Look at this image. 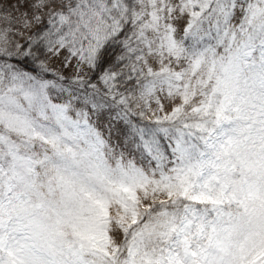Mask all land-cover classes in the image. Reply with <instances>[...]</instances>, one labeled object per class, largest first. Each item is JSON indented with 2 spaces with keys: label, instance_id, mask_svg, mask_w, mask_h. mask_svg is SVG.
Returning <instances> with one entry per match:
<instances>
[{
  "label": "snow or ice",
  "instance_id": "6c2138e0",
  "mask_svg": "<svg viewBox=\"0 0 264 264\" xmlns=\"http://www.w3.org/2000/svg\"><path fill=\"white\" fill-rule=\"evenodd\" d=\"M0 264H264V0H0Z\"/></svg>",
  "mask_w": 264,
  "mask_h": 264
}]
</instances>
